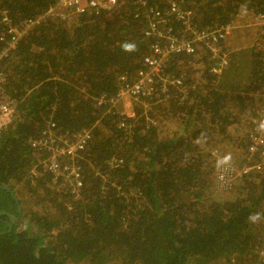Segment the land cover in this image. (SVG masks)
Masks as SVG:
<instances>
[{
	"label": "trees",
	"instance_id": "1",
	"mask_svg": "<svg viewBox=\"0 0 264 264\" xmlns=\"http://www.w3.org/2000/svg\"><path fill=\"white\" fill-rule=\"evenodd\" d=\"M172 3L198 30L232 26V38L249 30L254 42L228 51L229 37L215 58L197 43L192 56H171L161 72L180 84L162 93L158 82L156 97L122 114L124 91L152 54L150 25L190 39L168 14ZM55 6L0 0V93L15 111L0 129V264L258 263L264 165L230 191L215 179L220 156L238 173L256 164L247 150L264 109V37L253 24L264 0H121L110 14L41 19ZM29 21L37 23L7 49L9 29ZM48 131L57 142L89 133L77 193L42 168L48 153L33 144ZM37 166L48 183L31 173Z\"/></svg>",
	"mask_w": 264,
	"mask_h": 264
},
{
	"label": "built area",
	"instance_id": "2",
	"mask_svg": "<svg viewBox=\"0 0 264 264\" xmlns=\"http://www.w3.org/2000/svg\"><path fill=\"white\" fill-rule=\"evenodd\" d=\"M56 6L45 17L56 19L61 22H71L74 18L85 14H110L119 6L121 0H55ZM169 15L181 22L184 31L190 36L188 40H176L171 37V32L165 28H158L152 24L146 33L153 40L152 54L145 59V69L138 74L134 84L125 89V96H131L132 99L141 105H146L148 101L157 94L155 88L158 82L164 85L162 93L165 92L167 86L179 85V82L172 81L162 75V68L168 63L173 55L186 54L192 56L194 54V44L204 45L207 51L212 53L215 58L217 55L216 45L219 42H225L232 38V26L224 29L198 30L192 20V14L181 10V8L172 3L169 8ZM156 17L160 18L158 24H164L162 16L158 13ZM6 21V20H4ZM37 22L29 21L20 29H9L11 40L7 49H13L22 35L31 29ZM253 31H259L264 37V15L257 16L254 20ZM23 29V30H22ZM230 37V38H229ZM4 53V52H3ZM153 92H155L153 94ZM157 96V95H156ZM155 96V97H156ZM15 118L14 108L8 99L0 93V129L6 128ZM254 134L249 135L248 154L250 160H255L254 166H245L239 173L234 170L232 162L227 157H219L216 170V189L220 192L230 191L235 179L239 175L248 174L251 171L260 170V166L264 165V109L258 118L254 121ZM52 128V126H50ZM89 133L84 132L76 141L68 140L57 142L55 135L51 131L45 133V139L33 144V148L43 149L48 153V159L42 163V168L51 175V183L63 189H68L73 193H77L82 188V181L79 169L76 166L78 153L82 151L89 141ZM227 158V159H226ZM260 164V165H259ZM31 173L41 183H48V180L42 179L38 166L31 170ZM255 264H264V252L259 254V261Z\"/></svg>",
	"mask_w": 264,
	"mask_h": 264
},
{
	"label": "rangeland",
	"instance_id": "3",
	"mask_svg": "<svg viewBox=\"0 0 264 264\" xmlns=\"http://www.w3.org/2000/svg\"><path fill=\"white\" fill-rule=\"evenodd\" d=\"M237 30H238V27L236 28L235 31ZM249 33H250L249 30L248 31L242 30L240 33L235 34V36L227 43L225 49H227L228 51H236L242 47H246V46L253 44L254 42L253 37L250 38ZM120 101L122 103V107L119 108L121 113L130 116L133 111V106L135 105L136 102L132 99L131 96H124L121 98ZM220 157H226V156H220ZM227 158L231 160L232 165H233V162H234L233 158L232 157H227ZM233 168H234V165H233ZM234 169L237 170L236 168ZM215 186H216V179H215Z\"/></svg>",
	"mask_w": 264,
	"mask_h": 264
},
{
	"label": "clouds",
	"instance_id": "4",
	"mask_svg": "<svg viewBox=\"0 0 264 264\" xmlns=\"http://www.w3.org/2000/svg\"><path fill=\"white\" fill-rule=\"evenodd\" d=\"M122 49L124 51H129L130 52V51H133L135 49V45L131 44V43H125V44L122 45ZM262 127H264V125H262ZM259 219H260V215L259 214H255V215L249 216V220L251 222H253V223L256 222Z\"/></svg>",
	"mask_w": 264,
	"mask_h": 264
},
{
	"label": "water",
	"instance_id": "5",
	"mask_svg": "<svg viewBox=\"0 0 264 264\" xmlns=\"http://www.w3.org/2000/svg\"><path fill=\"white\" fill-rule=\"evenodd\" d=\"M11 219L14 220L13 217Z\"/></svg>",
	"mask_w": 264,
	"mask_h": 264
}]
</instances>
